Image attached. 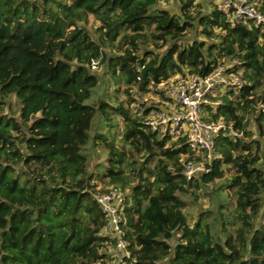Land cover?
Here are the masks:
<instances>
[{
    "label": "trees",
    "instance_id": "16d2710c",
    "mask_svg": "<svg viewBox=\"0 0 264 264\" xmlns=\"http://www.w3.org/2000/svg\"><path fill=\"white\" fill-rule=\"evenodd\" d=\"M160 1L0 0V264L107 263L116 240L105 234L96 180L125 195L132 264H264V146L248 130L255 116L264 135V34L252 22L233 27L218 6L174 0L175 13ZM100 59L129 96L133 84L145 92L151 81L237 61L246 85L212 119L239 135L220 137L221 158L187 180L185 163L199 158L145 126L135 100L118 102L117 90L86 103ZM98 147L106 163L93 165ZM216 181L225 182L212 208L192 225L185 197Z\"/></svg>",
    "mask_w": 264,
    "mask_h": 264
},
{
    "label": "built area",
    "instance_id": "2783aa9c",
    "mask_svg": "<svg viewBox=\"0 0 264 264\" xmlns=\"http://www.w3.org/2000/svg\"><path fill=\"white\" fill-rule=\"evenodd\" d=\"M222 1L218 9L229 24L234 27L252 22L264 34V0ZM100 65L101 59L94 60L91 69L95 71ZM144 70L145 65L137 66L138 73ZM137 81L141 82V76ZM245 85L238 62L221 60L207 76L185 73L159 83L151 81L144 92L149 94V98L135 100L134 112L152 130L172 140H185L190 151L199 158L185 163V176L192 180L207 173L209 166L221 158L217 152L220 137L235 138L239 135L233 125H228L223 118L213 120L212 116L218 114L225 96L239 97ZM122 195L115 188L95 195L107 220L106 236L116 240L115 247L108 252L111 259L107 262L112 264H132L135 261L127 249V205L125 197L121 200Z\"/></svg>",
    "mask_w": 264,
    "mask_h": 264
},
{
    "label": "rangeland",
    "instance_id": "374dc122",
    "mask_svg": "<svg viewBox=\"0 0 264 264\" xmlns=\"http://www.w3.org/2000/svg\"><path fill=\"white\" fill-rule=\"evenodd\" d=\"M197 3H200L202 5V10L203 12H209L214 6H218L221 2H223L222 0H197ZM160 6L163 8H167L172 10V12H178L179 11V6L177 5V3H175L174 0H161L160 1ZM196 14V13H195ZM90 31L92 36H95L93 31L95 30V28H97L99 26V23L95 20V18L93 16H91L89 18V22L87 25H85ZM192 38H195V35L193 36L192 34L189 35ZM197 38H199L200 40H202V37L197 36ZM109 55H114L116 54V52L114 51H108ZM229 63V62H227ZM95 75H97V77L99 78V84L98 86L93 90L92 92V97L86 102L87 104H94L96 103L98 100L100 99H110L111 97L116 95V91L118 90L117 93V101L118 102H122L125 105H129L128 101L130 98H132L133 100H145L149 98V94L145 93L143 91H140L138 89V86L133 84L130 88V96L126 93V85H125V81H123L122 79L117 81L116 77L112 74V72L109 69V66L107 63L101 64L97 70L93 71ZM110 103H114V101L110 100ZM137 102V101H136ZM135 103V101H134ZM134 103L132 102L129 106L132 110V113L135 114L134 112ZM17 102L15 99H13V107L14 110H16L17 112L19 111V107L17 106ZM10 112L9 110H6V113ZM18 114V113H17ZM19 116V115H17ZM255 116H250L248 118V130L253 134V138L259 139L262 141V145L264 146V135L260 136V131L258 130V127L255 123L254 120ZM95 122V121H94ZM123 122L120 121V126L118 129L119 134L121 135L123 132ZM95 129L92 127L91 131H90V142L92 141V138L95 136ZM176 141V140H173ZM90 149V148H89ZM94 157H93V165L99 164V163H106V159L105 156L103 155L104 152L98 147L97 149L94 150ZM262 166L264 167V147H263V153H262ZM225 169H227V167H224ZM93 169V167H92ZM230 173L226 174V179H230L231 178ZM225 182V181H224ZM222 181H216L210 185L204 186L202 185L200 188L198 189H194V191L196 192V198L195 197H185L186 200L189 203L187 212L190 213L189 215V219H190V223L193 225L195 223V221L197 220L198 215L203 212V211H207L210 210L212 208V199L215 196V192L218 189V187L220 186V184L224 183ZM94 183L97 185V192L100 194H104L102 192L103 189H105V184L99 182L98 180L94 181ZM108 190H112L114 189L113 187L109 186L107 187ZM125 197V195H122L121 200H123ZM106 234V232H105ZM100 264H112V263H100Z\"/></svg>",
    "mask_w": 264,
    "mask_h": 264
}]
</instances>
